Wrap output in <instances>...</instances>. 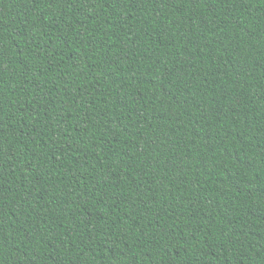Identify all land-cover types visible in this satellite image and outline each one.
I'll return each mask as SVG.
<instances>
[{"label": "trees", "instance_id": "trees-1", "mask_svg": "<svg viewBox=\"0 0 264 264\" xmlns=\"http://www.w3.org/2000/svg\"><path fill=\"white\" fill-rule=\"evenodd\" d=\"M0 264H264V0H0Z\"/></svg>", "mask_w": 264, "mask_h": 264}]
</instances>
